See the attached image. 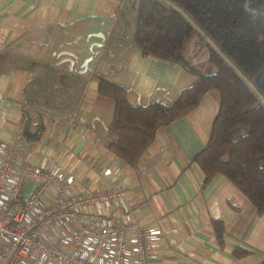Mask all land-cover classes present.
I'll return each instance as SVG.
<instances>
[{"label":"crops","instance_id":"0c3cea01","mask_svg":"<svg viewBox=\"0 0 264 264\" xmlns=\"http://www.w3.org/2000/svg\"><path fill=\"white\" fill-rule=\"evenodd\" d=\"M135 15L136 0H0V138L20 129L31 161L69 169L88 187L103 168L114 171L129 192L109 214L161 230L153 264H257L264 212L220 173L201 186L192 160L217 111L215 89L159 126L136 165L107 150L113 101L98 93L97 76L121 84L131 104L169 103L197 78L138 51ZM211 218L223 221L222 247ZM235 244L250 253L233 256Z\"/></svg>","mask_w":264,"mask_h":264},{"label":"trees","instance_id":"16d2710c","mask_svg":"<svg viewBox=\"0 0 264 264\" xmlns=\"http://www.w3.org/2000/svg\"><path fill=\"white\" fill-rule=\"evenodd\" d=\"M136 0L133 43L142 55L173 61L197 76L169 103L131 104L125 88L97 76L98 93L113 101L107 150L136 165L157 128L185 115L209 89L218 107L205 144L192 160L202 172L201 186L215 173L229 179L264 212V0ZM197 26L209 39L212 71L190 63L184 46ZM213 238L223 246V221L211 218ZM235 257L250 249L235 244ZM257 264H264V255Z\"/></svg>","mask_w":264,"mask_h":264},{"label":"built area","instance_id":"2783aa9c","mask_svg":"<svg viewBox=\"0 0 264 264\" xmlns=\"http://www.w3.org/2000/svg\"><path fill=\"white\" fill-rule=\"evenodd\" d=\"M33 149L20 129L0 138V264H153L161 230L109 214L129 192L114 171L88 187Z\"/></svg>","mask_w":264,"mask_h":264},{"label":"rangeland","instance_id":"374dc122","mask_svg":"<svg viewBox=\"0 0 264 264\" xmlns=\"http://www.w3.org/2000/svg\"><path fill=\"white\" fill-rule=\"evenodd\" d=\"M135 3V2H134ZM209 39L197 26L194 27V32L191 38L184 46V54L188 61L198 66L203 71H212L213 68L207 61V45H210ZM32 187L31 182H27V189Z\"/></svg>","mask_w":264,"mask_h":264},{"label":"water","instance_id":"95a60500","mask_svg":"<svg viewBox=\"0 0 264 264\" xmlns=\"http://www.w3.org/2000/svg\"><path fill=\"white\" fill-rule=\"evenodd\" d=\"M245 7H246L247 10H250V9L248 8V0H246V2H245Z\"/></svg>","mask_w":264,"mask_h":264}]
</instances>
